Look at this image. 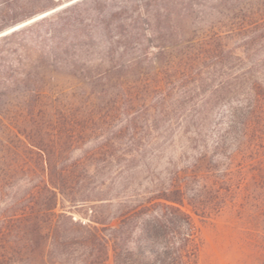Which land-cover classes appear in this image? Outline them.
I'll return each instance as SVG.
<instances>
[{
    "label": "trees",
    "instance_id": "trees-1",
    "mask_svg": "<svg viewBox=\"0 0 264 264\" xmlns=\"http://www.w3.org/2000/svg\"><path fill=\"white\" fill-rule=\"evenodd\" d=\"M58 2L0 0V33ZM263 81L264 0H80L1 36L0 264H199L192 213L218 211L217 189L176 174L112 196L142 184L112 176L115 144L128 136L134 157L190 104L237 89L248 126ZM161 237L166 255L136 251Z\"/></svg>",
    "mask_w": 264,
    "mask_h": 264
},
{
    "label": "rangeland",
    "instance_id": "rangeland-1",
    "mask_svg": "<svg viewBox=\"0 0 264 264\" xmlns=\"http://www.w3.org/2000/svg\"><path fill=\"white\" fill-rule=\"evenodd\" d=\"M207 98L201 99L200 105L190 104L171 133H162V129L161 134L155 132L157 140L150 145L146 137L136 156L129 154L128 136L115 144L112 176L142 184L127 190L116 186L112 196H150L158 192L152 181L167 182L176 174L197 176L217 189L213 199L209 198V207L221 200L218 211L205 219L192 213L200 246L199 264H264V109L244 126L234 123L233 118L235 108L246 103L244 90L237 89L205 105ZM93 146L92 140L84 149ZM173 241L180 242L177 238ZM140 244L136 251L145 252V260L156 258L150 253L154 251L166 255L171 247V241L164 237Z\"/></svg>",
    "mask_w": 264,
    "mask_h": 264
},
{
    "label": "water",
    "instance_id": "water-1",
    "mask_svg": "<svg viewBox=\"0 0 264 264\" xmlns=\"http://www.w3.org/2000/svg\"><path fill=\"white\" fill-rule=\"evenodd\" d=\"M78 1H80V0H70V1H67L66 3H64V5H60V6L56 7V8H54V9H51V10H49V11L43 13V14H44V15L42 14L43 16H41V17L38 16V18H34V20H32V21H30V22H28V23L25 22L26 24H24V25H22V26H20V27H18V28H15V27H14V29L12 28V29H10V30H7L8 32H6V33H5V32L0 33V37L3 36V35L8 34V33H10V32H12V31H15V30H17V29H19V28H21V27L27 25V24H30V23H32V22L38 20V19H41V18H43V17H46V16L52 14L53 12H55V11H57V10H59V9H61V8H63V7H65V6H68V5L72 4V3L78 2ZM20 25H21V24H20ZM16 27H17V26H16Z\"/></svg>",
    "mask_w": 264,
    "mask_h": 264
}]
</instances>
